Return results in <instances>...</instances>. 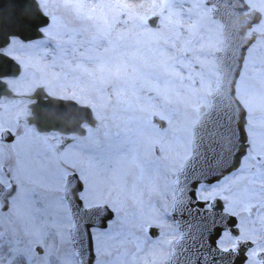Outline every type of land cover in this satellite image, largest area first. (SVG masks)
<instances>
[{
    "label": "rangeland",
    "instance_id": "1",
    "mask_svg": "<svg viewBox=\"0 0 264 264\" xmlns=\"http://www.w3.org/2000/svg\"><path fill=\"white\" fill-rule=\"evenodd\" d=\"M38 1L46 14L64 16L57 34L66 33L70 57L62 71L50 73L49 29L44 39L27 44L14 38L9 48L23 54L15 86L29 89L33 69L38 79L32 85L49 73H56L62 86L71 85V78L81 81L79 99L94 108L99 126L81 140L84 156L77 145L56 155L40 144L41 136L35 144L36 138L21 129V140L33 138L31 159L15 163L21 193L12 210L0 216V264L15 258L23 264H78L62 196L69 171L84 183L80 197L85 206L104 203L115 213L107 228L92 229L94 264H161L176 234L165 211L174 196L172 176L182 161L177 156L189 153L192 125L216 80L213 51L221 46V24L202 0ZM245 2L264 17V0ZM162 9L159 27H150L145 18ZM252 28L260 31L262 21ZM235 95L246 110L250 143H263L264 150V38L247 49ZM152 115L167 126L159 129ZM252 176L246 174L242 182L255 185ZM236 178L225 184L237 185ZM247 193L246 201L255 194ZM148 226L158 227L156 237L147 233ZM245 264L257 262L250 257Z\"/></svg>",
    "mask_w": 264,
    "mask_h": 264
},
{
    "label": "water",
    "instance_id": "2",
    "mask_svg": "<svg viewBox=\"0 0 264 264\" xmlns=\"http://www.w3.org/2000/svg\"><path fill=\"white\" fill-rule=\"evenodd\" d=\"M204 3L215 5V8H210V14L222 22L221 50L214 52L219 75L209 95L206 112H201L193 126L192 153L174 177L173 184L177 196L169 209L173 215L175 208L182 210L176 204L178 196L182 195V198L186 199L190 197L189 194H193L199 181H213L230 172L237 167L244 154L245 111L234 97V84L247 47L256 36L264 37V31H251L245 35L247 28L257 23L261 15L254 9L244 13L248 6L243 0H204ZM159 19V14H153L147 17V22L157 27ZM46 21L47 17L43 15L36 0H0V46L8 42L10 35L23 40L40 37L39 27ZM17 72L18 65L11 58L0 54V75ZM3 91V83L0 82V92ZM45 96L47 94L42 87H38L29 96L36 98V102L31 104L32 116L25 120L33 123L40 132L52 131L57 134L61 146L84 133L82 122L95 124L88 107L79 106L71 100ZM152 119L161 128L166 125L156 116ZM81 189L82 184L76 175H70L64 195L72 216L71 240L80 263L93 264L94 254L89 228L92 225L105 227L113 213L104 205L83 208L77 195ZM182 223L183 232L171 243L165 264H242L245 260L244 253H205L207 245L214 243V237L210 234L216 224L201 218L185 219ZM149 232L153 236L156 235L155 229ZM36 250L42 252L39 246H36Z\"/></svg>",
    "mask_w": 264,
    "mask_h": 264
},
{
    "label": "flooded vegetation",
    "instance_id": "3",
    "mask_svg": "<svg viewBox=\"0 0 264 264\" xmlns=\"http://www.w3.org/2000/svg\"><path fill=\"white\" fill-rule=\"evenodd\" d=\"M47 16L48 24L42 30L44 33L46 28L51 31V35H49L47 40V46L50 48L48 50V69L51 73L55 69L62 71L65 68L62 63L66 58L70 57V44L65 40L66 33L57 34L63 30V24L65 23L64 16L58 17V15H55L53 17L48 14ZM22 44L27 43L23 42ZM0 53L13 57L20 64L21 68L20 74L15 77L0 76V81H3L14 95L7 96L6 94H0V189L6 190L9 188L10 191H15V194L10 198L9 209L6 211L0 209V216H2L12 210L15 203L14 198L21 193L22 183L19 180L15 163L21 166L27 157L31 159L30 149L33 138L21 140L20 138L23 136V133L20 131L24 128L23 130L29 131V135L35 138L36 132L32 125H27L21 121L20 116L28 115V105L31 100L27 99L25 95L31 93L38 86V83L32 85L38 79V72L31 69L34 72L30 83L31 87L29 86L30 88L26 89V91L23 89L19 90L15 84L22 75L23 67L19 57L23 54L11 51L9 46L0 48ZM77 59L74 53V60ZM54 65H56V68H54ZM50 73L46 81H44V89L49 96L71 98L83 104L79 99V96L84 91L81 81L75 83L74 79L71 78L69 79V81H73L71 85L65 84L62 86L55 76L56 73ZM4 129L11 131V134H9L13 138L11 141H6L5 136H3L4 134L1 133ZM95 134L99 137L101 133L95 131ZM51 138L54 144L58 143L53 136ZM83 138L66 145L65 148L77 145L79 152L84 156L86 149L84 145L80 144ZM18 139V143H13ZM43 140L54 152L60 153L65 149L63 148L58 151L57 148L51 146L47 141V136L43 137ZM34 142L36 144V139ZM261 145L263 143L252 144L249 142L247 152L241 159L238 168L217 182L200 184L197 188L195 199L191 202L193 210L213 212L221 218L220 222H225L223 225L226 226L221 229L216 239V247L220 251L230 250L232 253H246L248 258H256L258 253H264V150H261ZM24 146H27L28 150H25ZM5 151L8 152L7 160L4 159ZM257 156H263V161H256ZM246 174L253 175L252 179L256 182L255 185L250 186L242 182L241 178H245ZM236 177H240L237 185L227 186L225 184V182H230ZM248 191L255 194L252 197L250 196L246 201ZM224 215L225 220L222 219ZM166 255L167 252L163 253L164 259Z\"/></svg>",
    "mask_w": 264,
    "mask_h": 264
},
{
    "label": "bare ground",
    "instance_id": "4",
    "mask_svg": "<svg viewBox=\"0 0 264 264\" xmlns=\"http://www.w3.org/2000/svg\"><path fill=\"white\" fill-rule=\"evenodd\" d=\"M204 109V105L200 107V111ZM12 264H23L22 262L20 263L19 259L15 258L12 262Z\"/></svg>",
    "mask_w": 264,
    "mask_h": 264
}]
</instances>
